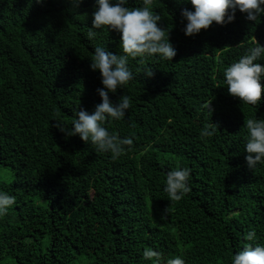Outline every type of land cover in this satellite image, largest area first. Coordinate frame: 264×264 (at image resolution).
<instances>
[{
  "label": "trees",
  "instance_id": "trees-1",
  "mask_svg": "<svg viewBox=\"0 0 264 264\" xmlns=\"http://www.w3.org/2000/svg\"><path fill=\"white\" fill-rule=\"evenodd\" d=\"M93 2L0 0V191L14 197L0 215V264H152L147 248L161 264H230L246 244L264 245V163L247 168L243 150L244 121L264 118V90L243 105L223 84L225 67L255 40L264 46V15L251 22L237 10L185 37L180 10L192 6L152 0L176 55L129 59L133 78L109 98L128 95L130 108L105 126L133 143L112 158L54 126L100 103L92 48L120 54L114 31L86 38ZM206 127L212 136L200 135ZM174 168L190 170L189 191L171 201L163 187Z\"/></svg>",
  "mask_w": 264,
  "mask_h": 264
},
{
  "label": "clouds",
  "instance_id": "clouds-1",
  "mask_svg": "<svg viewBox=\"0 0 264 264\" xmlns=\"http://www.w3.org/2000/svg\"><path fill=\"white\" fill-rule=\"evenodd\" d=\"M40 3L41 0H36ZM79 6L83 0H71ZM192 7L181 9L180 17L183 23L182 32L185 37L198 34L202 29L207 30L215 22L217 25H226L233 22L237 10L245 13L247 21L255 22L264 15V0H185ZM128 0H94L91 13V27L86 38L96 37L94 29H107L119 34L120 54L108 51L106 45H96L92 49L89 68L98 71L100 84L96 92L100 103L91 112L80 109L75 112L71 127L67 128L56 120L55 127L66 136H78L81 141L89 142L95 150L109 153L112 158L119 156L124 146H131V137H118L105 126L112 121L122 120L131 105V97L120 95L114 102L109 94H115L132 78L128 63L130 58L158 57L162 60H172L176 55L174 46L170 43L169 32L165 35L161 16L152 10V0H141L139 6L128 7ZM264 56V46L255 40L254 46L245 50L238 60L232 62L223 70V84L227 94L239 100L240 104L256 106L261 101L264 90V65L257 62ZM151 77L152 70L144 73ZM208 105L209 109H212ZM213 124V123H212ZM246 130V140L243 145L245 162L249 169L258 163H264V118H248L243 123ZM215 128L206 127L200 135L210 137ZM190 174L188 168H174L166 173L163 191L169 200L176 201L189 191L187 181ZM14 204V197L0 191V215ZM167 209H165L166 213ZM255 233L249 231L246 239L252 241ZM143 258L152 264H161L160 255L151 248L143 251ZM167 264H185L177 256L167 260ZM230 264H264V245L246 244L231 258Z\"/></svg>",
  "mask_w": 264,
  "mask_h": 264
}]
</instances>
